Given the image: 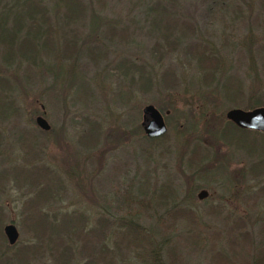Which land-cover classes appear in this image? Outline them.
Wrapping results in <instances>:
<instances>
[{
	"label": "rangeland",
	"instance_id": "1",
	"mask_svg": "<svg viewBox=\"0 0 264 264\" xmlns=\"http://www.w3.org/2000/svg\"><path fill=\"white\" fill-rule=\"evenodd\" d=\"M89 1L83 0L104 21L96 40L87 38L74 53L75 62V57L65 59L68 73L62 72L55 79V72L50 70L19 69L14 79V68H4L0 63V76L12 88V110L7 118L0 119V264H16L14 253L37 240L41 245L26 257V263H49L45 235L34 238L27 227L28 216L37 208L48 214L75 208L94 215L108 212L111 218L133 212L134 221L152 227L158 236L154 217L163 207L148 198L153 199L154 190L164 181H170L176 189L174 202L200 216L195 226L185 217L182 224L170 230L171 244L166 248L178 250L182 264H222L215 259L218 249L238 264H248L254 246H259L264 258V240L257 232L264 222V200L259 194L264 188V171L255 176L246 169L257 155H264V137L230 131L227 145L211 134L227 121L228 109L264 107V0H176L169 9L176 22L188 23L191 31L180 27L177 32L185 33L177 36L178 44L159 49L156 41L160 39L150 28L149 8L154 0ZM87 21L85 16L84 22L70 27L77 26L79 33L85 34ZM112 21L125 31L115 32L109 40L105 33ZM191 47L216 56L217 67L245 82L239 99L215 96L212 90L216 78L209 85L200 82V63ZM52 59L50 56L49 61ZM121 62L144 66L151 88L142 91L136 84L132 86L130 73L124 75L118 68ZM164 69H171L176 76L173 89L160 85ZM257 81L263 84L257 85ZM204 99L207 108L200 116L199 102ZM254 101L259 104L254 105ZM147 104L162 114L168 110L164 135L152 140L145 137L140 126L141 109ZM166 106L169 109H164ZM37 115L46 120L48 131L35 125ZM206 117L213 120H204ZM93 121L98 123L96 142L82 144L89 137L83 135L88 123ZM188 123L194 129L181 140L178 134ZM136 127L138 132L131 134ZM195 144L203 149L199 152L209 153L202 161L204 168L187 165L188 149ZM21 164L24 169L37 164L45 172H56L61 188L52 187L39 205L30 206L28 199L45 177L37 186L22 176L13 177L12 167ZM187 188L191 200L182 199ZM201 189L207 194L198 200L196 194ZM130 195L136 201L126 206ZM240 218L244 222L240 223ZM8 223L18 233L13 248H8L2 231ZM244 231L249 232L248 242L237 236ZM192 238L198 240L192 242ZM126 262L133 264V260Z\"/></svg>",
	"mask_w": 264,
	"mask_h": 264
},
{
	"label": "trees",
	"instance_id": "2",
	"mask_svg": "<svg viewBox=\"0 0 264 264\" xmlns=\"http://www.w3.org/2000/svg\"><path fill=\"white\" fill-rule=\"evenodd\" d=\"M96 1L100 2L101 0ZM88 2L90 1L88 0ZM176 2V0H154L150 5L149 9L152 10L150 28L156 32L157 38L160 39V42L156 41L157 49L159 46L165 45L174 48L178 44L177 36L182 37L185 33L177 32L180 27H183L184 31L185 29L191 31L188 23L176 22L173 10L169 9ZM89 4L84 3L83 0H0V63L3 65L2 67H13L15 71V74L12 73L13 78H16L19 69H22V72L24 69L27 71L50 70V72H55V79H59L62 72L68 73L69 69L64 62L65 59H73L74 53H77L85 41H88L87 38L92 36L95 41L99 25L104 21ZM85 16L88 17V30L85 34L79 33L77 26H75L76 28L70 27L71 24L84 22ZM116 25L117 22L112 21V24L106 27L105 38L111 40L115 32L125 31L124 28L119 29ZM88 50V53L94 55L92 49ZM190 50L196 58L197 64L200 63V65L198 64L201 72L200 82L209 85L211 83H207L216 78L214 90H212L215 96L220 97L221 95L225 100L231 101H236L241 97L244 92L243 86H245L243 80L239 81L234 76L226 74L221 67L220 72L216 56L212 57L211 54H206L193 47ZM50 56H52L53 62L49 61ZM75 60L76 57L73 61L75 62ZM118 68L124 75L130 73L128 80L132 86L136 84L137 88L142 91L151 88L149 73L144 66L121 62ZM159 79L163 88L173 89L176 86V76L171 69H164L160 73ZM255 79L256 75L253 81ZM256 84L263 83L257 81ZM11 89L8 80L0 76V119L7 118L12 110ZM201 102H199V107L202 109L200 116H203L207 106L204 103L205 99ZM257 104L259 102L254 101V105ZM164 109H169V106ZM158 110L160 111V109ZM209 113L217 115L212 111ZM165 117L163 115L164 122H166ZM204 120L212 121L213 118L206 117ZM220 126V129L216 128L211 134L214 135V139L217 138L227 145L226 135L230 131L250 132L264 137V132L241 128L229 120L224 121ZM192 129H194L192 123L185 124L178 134L180 139L182 140L188 133L187 131ZM138 130L139 127H136L130 133L135 135ZM97 132L98 123L96 121L88 123L86 134L83 135H89V137L84 138L81 143L94 144ZM145 137L149 140L158 138ZM199 149L203 150L196 144L188 149L186 161L189 167L196 166V169L205 167L202 161L205 158L208 159L209 153L206 150L204 153L199 152ZM221 160H224L223 155H221ZM40 168L37 164H31L24 169L21 164L13 166L10 171L13 177L22 176L34 186L41 183L40 181L45 177L37 192L31 199H28V204L34 208L44 200L45 195L51 191L52 187L61 188L60 178L56 172H45L42 170L43 168ZM246 169L251 175L261 174L264 171V155H257L256 160L252 161ZM200 175L204 176L206 173ZM188 191L189 188L184 190L182 199L191 200L192 194H188ZM259 194L264 200V188L259 189ZM153 196V199L152 196L148 199L154 201L155 205L163 207L161 213L154 217V226L160 230L158 236L152 231V227L145 228L139 222L134 221L131 217L135 215L133 212L111 218L108 212H99L94 215L76 208L72 211L55 212L54 214L41 212L37 208L32 216L28 213L30 222L27 221L29 223L27 227L34 233V238L38 239L39 236L45 235L43 243L48 249V264H125L130 260H133V264H182L179 257L180 252L178 250L174 252L172 246L166 248L171 244L170 230L173 231L176 226L182 224L181 219H185V217L189 220V225L195 226V221L199 220L200 216L192 209L182 207L179 203L174 202L176 189L170 181L160 183L154 190ZM104 201L107 200L104 198ZM134 201L136 198L130 195L125 205L129 206L130 204L131 206ZM127 209L130 210V208ZM238 221L242 223L243 220L240 218ZM263 225L264 222L260 224L261 227L257 232L259 237L264 240ZM238 235L246 242L250 238L247 231L242 234L237 233ZM189 240L194 242L198 238ZM39 243L37 240L35 243H28L17 250L14 253L16 264H27L26 257L34 254V251L39 248L38 245H41V242ZM14 244H8V248H13ZM175 246L177 248V245ZM253 249L255 251L249 257L248 264H264L259 246H254ZM215 253H217L215 259L222 264H238L225 251L218 249Z\"/></svg>",
	"mask_w": 264,
	"mask_h": 264
},
{
	"label": "water",
	"instance_id": "3",
	"mask_svg": "<svg viewBox=\"0 0 264 264\" xmlns=\"http://www.w3.org/2000/svg\"><path fill=\"white\" fill-rule=\"evenodd\" d=\"M168 110L163 114L153 105H144L141 109L140 126L147 137H157L166 131V124L163 115H166ZM225 118L235 125L250 130L264 132V107H254L250 110H242L239 108H231L225 112ZM35 125L43 131L49 129L46 120L37 115L34 118ZM206 191L201 189L197 192L196 197L201 200L206 197ZM7 244L12 245L17 240V230L12 223L5 224L2 228Z\"/></svg>",
	"mask_w": 264,
	"mask_h": 264
},
{
	"label": "flooded vegetation",
	"instance_id": "4",
	"mask_svg": "<svg viewBox=\"0 0 264 264\" xmlns=\"http://www.w3.org/2000/svg\"><path fill=\"white\" fill-rule=\"evenodd\" d=\"M49 130V129H48Z\"/></svg>",
	"mask_w": 264,
	"mask_h": 264
}]
</instances>
